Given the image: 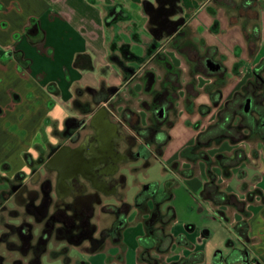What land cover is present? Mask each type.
Returning <instances> with one entry per match:
<instances>
[{
	"label": "flooded vegetation",
	"instance_id": "af4514ba",
	"mask_svg": "<svg viewBox=\"0 0 264 264\" xmlns=\"http://www.w3.org/2000/svg\"><path fill=\"white\" fill-rule=\"evenodd\" d=\"M172 2L146 3L150 41L144 57L132 52L128 44L111 57L122 75V85H108L103 80L96 88L76 87L71 115L61 130L54 131L55 142L37 146L36 158L25 155L21 170L1 165L0 264H42V257L52 246L61 247L49 252L52 257L55 252L69 257L72 247L95 253L108 241L124 253L121 239L133 210L129 211L126 204L130 203L125 199L128 178L147 170L152 160L164 155L172 141L171 131L180 120L182 95L187 106L192 96H199L195 85L185 83L182 59L190 64V84L200 79L209 83L206 93L211 105H200V117L216 112L213 122L198 130L193 143L179 153V159L188 161L192 169H181L178 160L164 171L188 176L203 164L206 182L208 169L215 172L217 180L234 172L247 175L241 166L249 156L239 147L252 139L264 144V102H256L244 89L253 70L223 102L222 88L228 80L224 56L212 45H204L201 53L192 38V26L175 14ZM134 83H139L147 96L140 102L142 112L123 103L125 87L132 90ZM130 96L137 97L136 93ZM232 108L239 113L221 127L225 113ZM225 144L232 148L230 154L219 151ZM252 155L257 161V154L253 151ZM229 157L238 165L230 167ZM102 217L105 224L100 227Z\"/></svg>",
	"mask_w": 264,
	"mask_h": 264
},
{
	"label": "crops",
	"instance_id": "0c3cea01",
	"mask_svg": "<svg viewBox=\"0 0 264 264\" xmlns=\"http://www.w3.org/2000/svg\"><path fill=\"white\" fill-rule=\"evenodd\" d=\"M10 1L9 9H13L15 18L13 21L0 20V26L5 31L9 30L12 24L19 23V26L16 29L12 28L13 39L0 42V125H3L4 132L11 133L13 138L20 142L19 149L23 152V156L29 155L36 158V147H45L48 143H54V131L61 130L65 119L71 115L70 104L76 87L96 88L103 80L108 85H122L120 71L117 70L115 63L110 62V58L118 54L116 51L112 53L111 46L113 44L120 48L128 44L131 51L134 47L141 48L143 54L140 57L145 56L150 41V35L147 34L149 15L146 12V3L155 4L156 0ZM197 2H199V6ZM192 3L191 6H186L183 0H177L174 7L177 11L175 14L186 18L192 28L200 29L204 38L207 37L206 35L211 37L214 41L211 40L212 46L220 50L219 54L225 56L224 62L228 69V82L222 88V101L225 102L232 97L239 85L251 77L253 68L264 57V0H259L258 5L262 33L259 48L255 54L248 50L239 26L234 25L226 16H223L222 11L210 7V0H194ZM5 5H7L5 0H0V10H4ZM203 10L208 11L206 16L210 18L209 22H203L205 26L195 22L204 12ZM122 12L127 13L130 18L121 20L117 14L120 16ZM34 24H37V32L30 36L28 29ZM225 36L228 37L227 42L223 38ZM237 36L243 39L244 47L241 45L243 41L240 43L231 41ZM133 38H140L141 41L133 40ZM126 39L130 42H126ZM226 43L232 44L231 52L225 47ZM224 48L226 51L223 50ZM80 55L85 58L80 59L76 65V59ZM208 84L206 81V87ZM136 86L138 89L140 88L139 83H134L130 87ZM206 87H204V94L199 93V96L191 97V104L188 106L184 103L185 96L182 95L178 105L180 120L171 131L172 141L160 159L164 167H169L178 160L181 161L179 159L180 151L193 143L198 130H203L202 121L209 120L214 116L216 112L214 110L203 118L198 112L200 105H211ZM125 91L126 87L124 95ZM203 95L207 101H201ZM138 111L142 112V109ZM199 120H201L198 127L200 129L195 127ZM181 128L190 135V138L183 142H179L178 136ZM262 148L264 149V146ZM263 160V156L260 155L257 161L260 163ZM9 162L5 160L2 163L11 165ZM253 163L256 168L260 167V164H256L255 160ZM201 167L199 164V172H195L193 175L189 173L188 176H180L176 172H173L172 175L180 182L184 181L189 187L191 196H198L207 211L223 224V228L226 230L223 238L225 242L228 241L227 245L215 252L217 247L212 245L214 231L211 228H201L191 223L186 225L188 234L182 229L178 232H171V227L175 225L176 219L170 226V233L174 237L180 234L184 235L192 246L185 248L174 245L170 253L165 256V263L171 264L180 258L189 257L193 253L203 252L204 261L201 264H214V256L217 252H221L226 257L234 249H248L250 259L255 260L258 264H264V191L260 189L263 177L250 180L248 174L241 177L235 172L230 176L227 180L228 184H233L235 179L237 182L230 193L237 195L240 200L246 203L249 192L257 194L253 196L252 202L247 204L248 207L243 213L233 209L232 211L222 209L224 213H227V210L231 211L229 215L226 214L228 221H223L212 204L200 198L207 179L205 166L200 170ZM181 169L191 170L192 165L188 163V165L181 166ZM222 178L224 177L220 176L218 181ZM180 182L172 181V183H176L177 187L182 185ZM250 182L254 183L253 187L251 186L246 192L239 190L241 186L249 187L247 185ZM219 184L223 186L225 183L219 181ZM158 191H160L159 186ZM226 192L229 193L228 190ZM125 199L127 201V197ZM177 199L178 196L174 195L172 203ZM190 203L196 206L193 204L196 203L194 199H191ZM197 205L202 207L199 203ZM138 214L144 223L147 217L146 213L138 211ZM241 221H247L249 225L248 235L251 242L248 244L244 243L232 230L234 225ZM130 226L131 224L128 223V227L123 233V245ZM144 235L145 231L139 236L136 244H132L129 252L125 253L124 251L121 264H130L131 261L132 264H140L138 261L139 239ZM197 244L200 245L197 246ZM198 247L201 249L197 250ZM130 252L132 255H129Z\"/></svg>",
	"mask_w": 264,
	"mask_h": 264
},
{
	"label": "rangeland",
	"instance_id": "374dc122",
	"mask_svg": "<svg viewBox=\"0 0 264 264\" xmlns=\"http://www.w3.org/2000/svg\"><path fill=\"white\" fill-rule=\"evenodd\" d=\"M183 1L186 4V6H189V5L191 6V4H193L192 2L194 0H183ZM217 1L216 0H210V3H209L210 7H214V8H216V10L222 11L223 16H226V18H228L234 25L239 26V28L241 29V32L243 33L244 36H246V33H249L252 31L251 27L255 24V20H252V18H254L258 14V9H257V11H253L252 13H247L248 11H245V12L244 11H238L237 12V10L235 11L232 8L226 7L225 5L224 6L220 5L222 3L221 0L218 2ZM224 1H226V0H224ZM236 1L239 2L240 0H236ZM5 2L7 5H5L4 7L7 8L8 10L5 8H4V10H0V20H11V21H13L15 18V16H14L15 13H14L13 9H9L11 6V1L5 0ZM197 5L199 6V2H197ZM191 9H193V7H191ZM193 10H195V9H193ZM203 11L204 12L201 14V16H199L197 18V20H195V22L201 23L204 25L205 23H203V22H209L210 18L206 16L208 14V11L207 10H203ZM247 25H248V28L245 29V27ZM17 26H19V23L12 24L10 29L7 31L2 29L0 26V42L3 43V42H6L7 40L9 41V39H11V38L13 39V34L11 31L13 30L12 29L13 27H14V29H16ZM211 27H212V25H211ZM192 30H193V33H192L193 37L192 38L196 42L201 53L204 52V49H205L204 45L205 46L213 45V42H214L213 39L211 37H209L208 35H206L207 37L204 38L202 36L200 29L192 28ZM147 34H149V33H147ZM231 34H234V33H231ZM209 35L211 36V33H209ZM230 36L233 37L232 35H230ZM223 38L225 39V42L228 41V37L225 36ZM126 40H127L126 42H130V40H128V39H126ZM133 40L141 41L140 38L139 39L133 38ZM244 40H245V38H244ZM231 41L234 43H240L241 41H243V39L237 36L236 38H233ZM241 45L244 47V41H243V43H241ZM225 47L227 48V50L229 52L232 51V48H233L232 44L226 43ZM247 47H248V45H247ZM120 49L121 48L118 47L117 45L114 46V44H113L111 46L112 53L116 51L118 54H120ZM217 50H218V53H221L219 49H217ZM223 50L226 51L225 48ZM248 50H249V48H248ZM132 52H134L136 55H139V56L141 54H143V50L141 48H137V47H134L132 49ZM170 54L173 57L174 54L173 55H172V53H170ZM182 60H183V61H181L182 62V68L185 71L184 72V79H185L188 87H190L191 85H195V87H197V89H198V92L200 94H204V87H206V81L200 79V80L196 81V84L195 83L190 84L191 82H193V76L189 70L190 64L187 62H184L185 61L184 59H182ZM110 62L114 63L111 58H110ZM227 82H228V80H227ZM137 87L138 86L133 87L132 90L125 91V98H124L123 103L129 104L135 111L139 112L138 110L141 109L140 102L142 99L143 100L147 99V96H146V94H144V92L141 88L138 89ZM190 89L192 90V87ZM130 93H136L137 97H134V96L131 97ZM202 100L207 101V99L204 97V95L201 98V101ZM142 114H143V117L145 119L144 113H142ZM213 120H214V116L209 120L204 119L202 121L203 122L202 128L205 129V127L207 125H209L211 122H213ZM189 121H192V120H189ZM188 123H190V122H188ZM178 136H179V142L180 141L181 142L186 141L188 138H190L189 133L185 129H182V128L179 131ZM261 146L263 147L264 144H262ZM261 146L259 145V141L257 139H252L248 143L241 145L239 148H242L245 151V153L249 156V160L241 166L242 167L241 170L243 169L244 171L247 172L250 180H252L254 178L259 179V178L263 177V179L261 181L260 189L262 191H264V160L259 163L258 161H256L254 159V157L252 155V152L254 151V154H257L258 157H260V155H261V156H263V159H264V149ZM19 147H20V142L15 140L11 133L4 132L3 125L2 126L0 125V167H1V165H3L2 162H4L5 160L10 161L9 163H11L13 170L21 168L22 166L25 165L23 152L21 151V149H19ZM219 151L220 152L225 151L227 154H230L232 151V148L229 147L228 144H225L221 147V149ZM254 160L257 162L256 164H260V167L256 168L255 166H252L253 165L252 163L254 162ZM151 163L152 164L150 165V167H148L147 170L140 172L137 175H130V177L128 178L126 197H127V202H129L130 204L134 203V201H135V199H137L140 191L142 189H144L147 185L152 184V182L153 183L155 182L160 187L161 192L165 191L166 185L169 182H172V181H176L177 183L180 182L172 174H169L168 172L166 173L164 171L165 167L160 160L154 159L151 161ZM188 163H189L188 161L183 160V159L180 161L181 166L188 165ZM200 166H202L200 169V170H202V168H204L203 164H200ZM194 169H195L194 172L198 173L199 172V164ZM236 171L238 172V169H236ZM216 172L218 173V171H216ZM229 178H230L229 176H224V178H222L219 181H224L225 184H223L222 189L223 190L225 189V191L228 190L230 193V191H233L231 189H234L235 186L237 185V182L235 179V182L233 184H231V183L228 184L227 180ZM238 178H239V176H238ZM180 183H182L181 186L177 187L176 183H173V187H172V192L174 195L178 196V199L176 202L174 201L172 203V206L175 208V210L177 209V211H176L177 212V221H176L174 226L172 225L171 232L172 231L178 232V230L182 229V230H184L183 232H186V234H188L189 231L187 230L186 225L189 223L194 224V225H198L201 228H208V229L211 228V230H213L215 233L214 237L212 239V245L217 247L215 252L217 250H221L220 248H225L228 241L225 242L224 238H223V236L226 233L225 228H223L224 227L223 224L221 222H219L217 218H214V216L207 211L205 206L199 201L198 196H195V195L191 196V194L189 192V187L184 183V181H182ZM228 185H229V187H228ZM252 185H254V183L250 182L247 185L249 187L241 186L240 189H239V187H238V189L241 192H244V191L246 192L247 189H249ZM1 188H3L2 185H0V189ZM230 194H232V193H230ZM256 194H257L256 192L255 193L249 192V194H248L249 198L247 199L245 209H247V207H248L247 204L252 202V200L254 199L253 196ZM191 199H194L196 201V203H193V204H196V206L191 205V203H190ZM197 203L201 204L202 207H199L197 205ZM150 204H151L150 206L148 205L149 209L151 206H153V202H151ZM223 209H230L232 211L231 208H223ZM230 210L229 211L227 210V213L223 212L227 221H228V218H227L226 214L229 215L231 212ZM138 211H140L141 213H144V214L146 213L145 210H137L134 208L132 210V212L130 213V215L128 216L127 221H128V223L131 224V226H130V231L128 233V236L126 237V241L124 242L125 244L123 245L124 246L123 250L125 251V253L129 252L128 250L131 249L132 244H136L139 236L142 233H144V231H145V225L140 220V216L138 214ZM147 211H148V209H147ZM103 220H104V217H102L101 221L100 220L98 221L100 227H102L105 224V223H103ZM167 231L169 232L170 229H167ZM180 235H182V234H180ZM192 238H193V236H192ZM199 245L200 244H197V246H199ZM60 248H61L60 246H52V247H50V251H53V250L59 251ZM198 248L199 249H197V250L201 249L200 247H198ZM49 252L42 257V261H41L42 264H66L64 257L53 258ZM121 252H122L121 247L118 245L111 244L110 241H108L106 247L103 250L95 252V253L83 251L82 249L72 247L70 249V252H69V258L71 259V263H69V264H81V263H87V264H121L120 261H121V258L123 257V254H124V253L122 254ZM129 255H132V252H130ZM164 258H165V256L161 257V259H162L161 264H166ZM135 261L136 260L134 259V263H135ZM130 264H132V261Z\"/></svg>",
	"mask_w": 264,
	"mask_h": 264
},
{
	"label": "trees",
	"instance_id": "16d2710c",
	"mask_svg": "<svg viewBox=\"0 0 264 264\" xmlns=\"http://www.w3.org/2000/svg\"><path fill=\"white\" fill-rule=\"evenodd\" d=\"M221 2L222 3L219 4L222 6L225 5L226 7L232 8L235 11L237 10V12L248 11L247 13L257 11L259 5V0H240L239 2L236 0H221ZM118 17L121 20H127L130 18V16L124 12H122ZM252 20H255V24L251 27L252 31L246 33L244 38L250 52L255 54L259 48L262 32L259 15L257 14L254 18H252ZM37 28V24L32 25V27L28 29V34L31 36L32 34L36 33ZM247 28L248 25L245 27V29ZM82 58H85V56H78L76 59V65ZM222 86L220 88H222ZM244 89L250 96L253 98L255 97L256 102H264V58L253 69V76L246 83ZM218 93L221 96V89L218 91ZM238 95L239 93L236 94V96ZM236 96L232 99V101L236 98ZM235 113H239L237 108H232L229 113H225V116L221 121V127L224 128L223 125L226 123L230 124L229 121L232 120L233 114ZM208 142L211 143V140ZM243 154H246L245 151H243ZM228 159L230 161L228 164L230 167L238 165L236 160L230 157ZM207 176L208 181L203 186V189L200 193V198L205 202L211 203L215 208L216 213L223 221H227L223 214V208H231L240 213L245 212V201L240 200L235 194L222 191L218 184L215 172L208 169ZM172 187L173 183L169 182L166 185L165 191L160 192L158 191V185L156 183L149 184L142 191H140L137 199H135L133 208L132 205L126 204L129 211L134 208L138 210H145L147 215L144 221L145 235L139 239L140 249L138 252V261L140 264H161V257L169 254L174 245L185 248H190L192 246L183 235L174 237L170 231H167V229H170V226L177 219L176 210L172 206V201L174 199ZM149 201L153 202V206L150 209L147 205ZM232 230L244 243L248 244L251 242L248 235L249 225L247 221H241L237 223L234 225ZM121 244L123 245L122 241ZM249 256L248 249H234L226 257H224L221 252H217L214 256V264H258L255 260L250 259ZM58 257H63V255L60 252H55L53 254V258ZM64 258L66 264L71 262L69 257ZM203 261L204 253L197 252L191 254L189 257L180 258L178 261L172 262L171 264H201Z\"/></svg>",
	"mask_w": 264,
	"mask_h": 264
},
{
	"label": "water",
	"instance_id": "95a60500",
	"mask_svg": "<svg viewBox=\"0 0 264 264\" xmlns=\"http://www.w3.org/2000/svg\"><path fill=\"white\" fill-rule=\"evenodd\" d=\"M177 1V0H176ZM176 1L175 0H173V2H172V4H171V6L172 7H175V5H176ZM222 254V253H221ZM223 255V254H222Z\"/></svg>",
	"mask_w": 264,
	"mask_h": 264
}]
</instances>
